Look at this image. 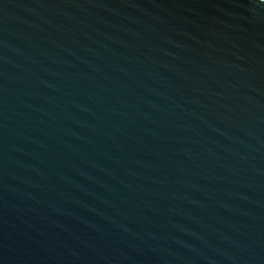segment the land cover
Segmentation results:
<instances>
[{
  "label": "water",
  "instance_id": "95a60500",
  "mask_svg": "<svg viewBox=\"0 0 264 264\" xmlns=\"http://www.w3.org/2000/svg\"><path fill=\"white\" fill-rule=\"evenodd\" d=\"M0 264H264V0H0Z\"/></svg>",
  "mask_w": 264,
  "mask_h": 264
}]
</instances>
